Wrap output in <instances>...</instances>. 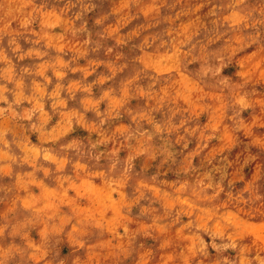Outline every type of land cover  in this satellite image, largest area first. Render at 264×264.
I'll list each match as a JSON object with an SVG mask.
<instances>
[{
	"label": "rangeland",
	"instance_id": "obj_1",
	"mask_svg": "<svg viewBox=\"0 0 264 264\" xmlns=\"http://www.w3.org/2000/svg\"><path fill=\"white\" fill-rule=\"evenodd\" d=\"M0 264H264V0H0Z\"/></svg>",
	"mask_w": 264,
	"mask_h": 264
}]
</instances>
